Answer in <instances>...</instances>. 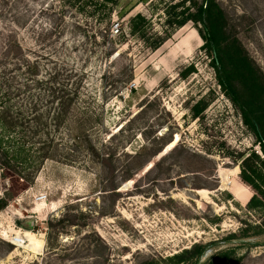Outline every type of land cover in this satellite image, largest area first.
I'll return each instance as SVG.
<instances>
[{
	"label": "rangeland",
	"instance_id": "374dc122",
	"mask_svg": "<svg viewBox=\"0 0 264 264\" xmlns=\"http://www.w3.org/2000/svg\"><path fill=\"white\" fill-rule=\"evenodd\" d=\"M117 1L110 19L101 0H0V158L18 160L0 165V264H178L197 244L179 264H264V209L233 193L264 187L242 86L220 85L201 24L169 25L204 0ZM217 2L264 85V0ZM144 32L166 42L152 51ZM59 98L93 113L90 146L72 152L70 123L43 115ZM27 233L40 245L14 244Z\"/></svg>",
	"mask_w": 264,
	"mask_h": 264
},
{
	"label": "trees",
	"instance_id": "16d2710c",
	"mask_svg": "<svg viewBox=\"0 0 264 264\" xmlns=\"http://www.w3.org/2000/svg\"><path fill=\"white\" fill-rule=\"evenodd\" d=\"M103 3L107 5V3H110L111 8L109 9V12H111L112 19L114 6L118 5L117 0H101ZM195 8V6H193ZM175 9V7H173ZM196 11L194 14H190L186 18H183L182 20H178L175 22H170V26L173 27H182L184 26L188 21H191L196 24H201L202 29L198 30V33L201 37V39L204 41V50L212 59L213 66L217 72L218 79L220 85L223 87L224 90H228L231 93H236L235 84L234 82L237 81L238 84L242 86L243 89V96H244V104L242 107L243 110V116L246 125L255 133V135L258 137V143L261 146V149L264 154V85L261 83V80L258 78V73L255 70L252 61L242 48L240 42L235 38L231 39V37H228L227 35V25L228 20L226 17V14L224 10L222 9L221 5L217 2V0H204V3L198 7L195 8ZM136 18H140V16H137ZM135 18V19H136ZM134 19V20H135ZM133 20V21H134ZM145 23L147 24L146 20ZM110 24H107L106 29H110ZM132 29L138 31L137 26H132ZM151 30V29H150ZM118 32V30H117ZM138 39L143 42V44L150 50L156 51L158 50L165 42L166 38H163L160 35H156L153 38H148V33L144 32L143 34H140L138 36ZM115 48V46H114ZM114 48H111V52L114 51ZM32 75V74H31ZM26 89L30 88V85L34 83V80H26ZM29 90H26V93H28ZM20 94H22L21 91H19ZM24 96L26 94L23 93ZM34 96L31 94V91H29L28 95L26 96V100L23 99V102L26 104H29L31 106L30 112L33 114V120L39 119L36 116L39 115L38 110L36 109V105L34 102H31L33 100ZM44 98V95H43ZM35 99V98H34ZM60 99V105L57 110H51L46 112H43V115L47 116L51 119H59L61 121L62 118H64L61 122H68L70 123V127L66 128V139L69 141V145H71L72 152L75 151V149H78L80 144L84 143V140H86L87 145H91L92 143L88 142V139L90 138L89 133L93 130L91 129L92 124V112H89L86 110V112H79L75 110H67L66 104H62L63 99ZM47 104H49V99L46 101ZM4 103H2L0 111H6L5 107L3 106ZM59 105V106H60ZM8 110V109H7ZM12 110V109H10ZM5 113H9L10 111H6ZM200 112L196 110L195 108V116H197ZM16 114H21L20 111L16 112ZM69 115H72L74 119L69 118ZM96 117V116H95ZM258 128H260L259 134ZM48 131V128H46ZM48 135V134H46ZM65 139V140H66ZM3 141H0V147L3 145ZM23 146V145H21ZM92 148V147H91ZM71 149V148H70ZM21 153L23 151L21 150ZM5 153L4 156H1L0 158V165L4 168L12 167L11 162L18 161L16 159L17 156H12V160L6 156ZM4 157V159H3ZM252 157V158H251ZM253 157L256 158L253 154L248 157L243 162V167L247 169V162L252 159ZM45 159H50V155L44 156ZM64 162H72L73 160L71 158L64 157L62 158ZM258 159V158H256ZM31 161V164L34 165L39 164L36 161ZM7 162V164H4ZM260 170L255 171L251 168L250 169L252 175L255 176L259 181H263L264 177L262 176V173L264 174V160L260 162ZM11 169V168H10ZM246 171V170H245ZM251 186L253 190L256 192V194L251 198L248 191L241 185L236 184L233 193H241L237 194L239 195V199L243 205L247 204L248 202V209L254 212L257 211H263L264 209V203L259 198L258 195H261L264 197V187L259 186L258 184H255L251 181ZM250 200V201H249ZM2 201V200H0ZM5 208V204H1L0 210ZM209 246L204 245H194L189 250H185L182 254L175 256V260L177 263H182L185 261L187 256H195L197 260H199L201 257H203ZM226 253H220L219 255H223Z\"/></svg>",
	"mask_w": 264,
	"mask_h": 264
},
{
	"label": "bare ground",
	"instance_id": "6f19581e",
	"mask_svg": "<svg viewBox=\"0 0 264 264\" xmlns=\"http://www.w3.org/2000/svg\"><path fill=\"white\" fill-rule=\"evenodd\" d=\"M26 240H27V242H29L30 243V245H36V246H39L40 245V242L37 240V239H35V237H34V235L33 234H31V233H27L23 238L22 237H16L15 239H14V244L15 245H24L25 244V242H26ZM29 245V246H30ZM26 248V247H25ZM34 248V247H33ZM35 249V248H34ZM38 249V248H37Z\"/></svg>",
	"mask_w": 264,
	"mask_h": 264
},
{
	"label": "built area",
	"instance_id": "2783aa9c",
	"mask_svg": "<svg viewBox=\"0 0 264 264\" xmlns=\"http://www.w3.org/2000/svg\"><path fill=\"white\" fill-rule=\"evenodd\" d=\"M4 197V189L2 186V180H1V175H0V200L3 199Z\"/></svg>",
	"mask_w": 264,
	"mask_h": 264
},
{
	"label": "water",
	"instance_id": "95a60500",
	"mask_svg": "<svg viewBox=\"0 0 264 264\" xmlns=\"http://www.w3.org/2000/svg\"><path fill=\"white\" fill-rule=\"evenodd\" d=\"M152 167H153V165H152Z\"/></svg>",
	"mask_w": 264,
	"mask_h": 264
}]
</instances>
